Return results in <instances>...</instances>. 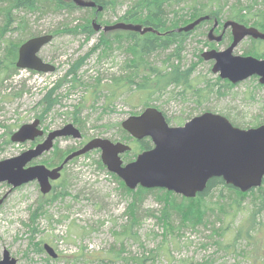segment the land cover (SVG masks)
<instances>
[{"label": "rangeland", "instance_id": "obj_1", "mask_svg": "<svg viewBox=\"0 0 264 264\" xmlns=\"http://www.w3.org/2000/svg\"><path fill=\"white\" fill-rule=\"evenodd\" d=\"M130 1L122 0L123 4L116 9L103 11L96 22L102 25L115 23ZM194 1L178 0L175 8L181 11L185 4ZM235 1L226 0L222 5L224 19ZM239 1L243 6L249 3V0ZM263 8L264 3L259 0L255 8L253 6V9ZM88 13L83 9L70 14L48 12L40 17L28 12L15 13L25 16V31L17 29L21 25L13 22L10 28L14 29L7 37L22 41L29 35L52 33L53 39L40 49L38 55L53 64L55 70L43 73L16 68L5 77L0 89V160L31 147L32 142H11L9 136L20 125L35 118L40 119L43 130L50 131L68 122L74 123L71 112L76 110L78 123L74 124L82 137L57 139L61 152L94 137L121 141L120 122L142 109L135 100L127 97V91L113 100L110 97L111 102L106 97L110 82L126 72L122 67L128 56L116 46L118 41L103 52V45H97L103 36L101 32L86 39L83 34L64 31L79 24L81 17ZM89 19L91 23L93 16ZM183 23L180 24H187ZM210 24L205 23L191 32L179 58L173 60L183 69L190 68L194 89L201 90L198 101L190 93L176 91L180 89L171 92L170 88L168 94L153 100L151 105L162 110L172 125L203 110L223 114L242 128L261 124L264 120V85L257 77L227 85L226 80L211 71L213 60L201 58L203 51L211 49L206 40ZM109 36L111 40L116 37L107 34L105 38ZM250 40L240 41L233 53L244 54L251 45ZM227 42L228 39L211 42V47L223 49ZM167 52L153 54L150 62L155 66L164 65L162 59ZM2 53L3 44L0 43L1 58ZM75 61H80L75 74H67ZM72 75L75 81H70ZM60 80L54 92L57 102L43 114L36 104ZM46 158L35 161L43 163ZM98 160L99 151L92 150L70 161L59 180L52 183L53 190L46 195L39 192L36 181L12 189L6 182H0V258L6 249L16 259V264H264V207L261 208L257 193L235 196L240 201L238 212L230 204L220 212L213 204L217 190L209 191L202 199L208 209L210 224L182 223L176 216H172L170 222L165 220L167 224L160 219L162 204L153 193L144 195L134 215L128 214L126 208L130 197L125 186L122 187L121 180L104 165L102 167ZM261 188L264 190V183ZM59 191L64 192L63 196L54 200V194ZM223 194L227 195V192L223 191ZM176 197L180 199V196ZM252 217L254 221L251 222ZM128 226L133 236L122 234ZM238 227L243 232L249 230L251 237H237ZM44 243L55 250L56 258L49 257L44 249L39 250Z\"/></svg>", "mask_w": 264, "mask_h": 264}, {"label": "water", "instance_id": "obj_2", "mask_svg": "<svg viewBox=\"0 0 264 264\" xmlns=\"http://www.w3.org/2000/svg\"><path fill=\"white\" fill-rule=\"evenodd\" d=\"M71 1L78 7L96 6L92 0ZM101 10L100 5L96 6V12ZM207 19L208 16H201L179 27L177 31H190ZM92 24L96 32L117 28L140 34L156 32L153 28L142 27L140 24L115 23L101 26L95 21H92ZM216 25L217 20L214 19L213 26L207 32V38L219 42L222 34H213ZM228 27L232 36L230 44L223 50L204 51L201 57L204 60H214L211 71L232 84L257 76L259 83L264 85V58L233 54L234 47L245 37L264 40V31L232 20L225 21L222 30ZM52 38V34L45 33L24 40L17 50L16 67L37 72L54 71L52 64L44 62L37 55L40 48ZM38 125V119L20 125L10 135V141H32L42 136L43 131ZM121 128L136 140L149 137L152 147L139 152L133 160L123 163L120 155L130 149L128 144L94 137L82 147L67 154L56 167L48 168L43 164L27 165L44 151H48L54 139L81 137L79 129L69 122L48 132L44 140L34 147L0 160V182H6L12 189L35 180L39 191L46 194L52 188L51 181L60 177L64 165L93 149L100 150L102 164L130 190L138 186L147 189L162 188L185 198H193L206 188L208 180L212 177H220L225 184L240 192L258 188L263 182L264 124L240 128L232 125L221 114L205 111L191 117L182 125L170 126L160 110L149 106L139 114L125 118L121 122ZM1 201L2 199L0 203ZM43 249L50 257L57 256L49 244L45 243ZM0 264H16V259L4 249Z\"/></svg>", "mask_w": 264, "mask_h": 264}, {"label": "trees", "instance_id": "obj_3", "mask_svg": "<svg viewBox=\"0 0 264 264\" xmlns=\"http://www.w3.org/2000/svg\"><path fill=\"white\" fill-rule=\"evenodd\" d=\"M92 1L96 6L100 5L102 7L100 12H96V6L93 8L77 7L71 0H0V43L3 44L2 58L0 57V89L5 77L12 72L14 73L16 70L15 60L17 58V47L23 41H13L10 37H7L9 31H13L14 29L10 28L13 22L21 25V27L17 29L25 31V16H18L15 14L16 12H23L25 14L28 12L37 14V16L40 17L48 12L60 13L63 11L70 14L78 9H83L84 11L89 12L88 15L82 16L79 24L66 28L64 31L80 33L83 34L86 39H89L96 33L90 23L89 16L92 15L93 18L99 20L103 11L116 9L123 4L122 0ZM257 1L258 0H249V3L243 6L240 4L239 0H236V3L231 5L226 11L225 19L242 23L244 25L249 24L257 28L259 31H264V8L253 9V6L255 8ZM259 1L264 3V0ZM177 2L178 0H131L122 14L119 15L117 21H115V23L140 24L142 27H151L156 32L149 31L144 34H139L122 29L110 30L107 32L100 31V35H103V38L100 37L97 45H103V52L118 41V43L121 44L117 43L116 46L123 49L128 56L122 67V70L125 69L126 72L123 70L124 73H121V77L112 80L109 89H107L108 94L106 97L110 102L116 95H121V93L127 91V97L131 100H135L138 105L144 108L151 105L153 100L160 99L170 88V91L172 89H180L176 91L190 93L194 95L196 101H198L197 99L200 97L201 90L194 89L190 68L183 69L176 65L173 60H177L181 50H184V45L189 34L207 23V21L201 22L187 32L177 31V28L183 26L180 24L181 22H184L183 24H185V22L187 23L201 16H208L210 22L214 19H217L218 21L221 19L224 20L221 9L223 8L222 5L226 4V0H195L194 3L185 4L180 9L181 11L185 10V13H182L179 9L175 8ZM99 23L102 24L101 22ZM107 34H114L116 37L113 40L110 39V36L106 39L105 37ZM250 41L251 45L246 49L244 54H249L258 58L264 57V41L259 39H251ZM208 44L209 47L212 46L211 43L208 42ZM165 50H168V52L162 59L164 65H153L150 62L151 56L159 51L165 52ZM79 65L80 61H75L67 74L74 75L76 72L75 69ZM73 75L71 76L73 79H70V81H75ZM61 81L62 80L55 84L53 88L48 89L37 102L36 107L40 108L43 114L48 112L53 104L57 102V97L54 96V92ZM225 84L228 85L229 83L225 82ZM207 87L210 91L209 86ZM94 88H96V86H94ZM92 92L95 93L94 90ZM76 113V110L71 112L72 121L74 123H78ZM261 122L264 123V120ZM232 123L239 126L237 123ZM120 140L132 145L130 152L123 155L125 161L132 159L129 157L130 155L134 156L142 149H148L152 146L148 138L136 141L123 130ZM73 149L64 150L62 153L59 152L60 154L56 151L52 159L49 160V164H54V161L57 159L61 160ZM98 162L103 167L101 161L98 160ZM121 185L124 187L122 183ZM124 189H126V192L130 197V202L126 208L128 214H131V216L134 215L136 208L142 201L144 195L147 193H153L156 200L162 204L160 219L164 220V223L167 224L169 223L165 220L170 222L172 216L178 217L182 223H190L194 225L210 224L207 216L208 209L206 203L203 202L202 199L209 191L217 190L216 199L213 204H215L220 212L227 204H230L231 208L238 212L240 201H237L235 196H243L245 194L239 192L234 187L225 184L220 177L210 178L207 182L206 188L195 198L191 199L182 197L177 199L174 193L161 188L147 189L137 187L135 190H130L124 187ZM223 191H226L227 195H224ZM249 192L257 193V200L261 203V208L264 207V190L259 187L252 189ZM63 194V191H59L54 194L53 199L56 200L61 198ZM198 200L200 201L198 202ZM204 204L205 206H203ZM252 221H254L253 217L251 218V222ZM132 225L133 223L130 226L132 227ZM242 230L241 227H238L237 237H251L249 230L246 229L244 232ZM171 231L172 230H170V232ZM122 234L133 236L129 226L127 228L124 227ZM39 250L43 251V248L41 247Z\"/></svg>", "mask_w": 264, "mask_h": 264}, {"label": "flooded vegetation", "instance_id": "obj_4", "mask_svg": "<svg viewBox=\"0 0 264 264\" xmlns=\"http://www.w3.org/2000/svg\"><path fill=\"white\" fill-rule=\"evenodd\" d=\"M92 20H94V18L92 19ZM96 20V19H95ZM223 22H224V20H220V21H217V25H216V27H214L215 28V30L217 29V33L216 34H222V40L223 41H225L226 39H228L229 40V36H230V30L229 29H225L224 31L222 30V28H223ZM91 25H92V22H91ZM199 25V24H198ZM93 26V25H92ZM210 26H208V28H209ZM223 31V32H222ZM45 33H47V32H45ZM43 34V33H42ZM228 37H227V36ZM20 45V44H19ZM19 47V46H18ZM18 47H17V50H18ZM40 51V50H39ZM16 60H17V58H16ZM16 60H15V62H16ZM16 67V66H15ZM17 68V67H16ZM18 69V68H17ZM41 127V126H40ZM44 131V133H43V135L42 136H40V137H37V138H35L33 141H32V144H31V147L32 146H35V145H37V144H39V143H41L43 140H44V138H45V135H46V133L48 132V131H45V130H43ZM65 138H68V137H63V139H65ZM59 139H62V138H59ZM57 140V139H56ZM56 140H54V142H53V144H52V147L48 150V151H44L41 155H40V157L42 158V157H44V156H47V158L44 160V161H42L47 167H49V168H53V167H56L57 165H59L60 163H61V161L63 160V158L61 159V160H55L54 161V164H52V165H50L49 164V160L50 159H52V157L54 156V153L56 152V151H59L58 150V147H57V142H56ZM84 144V143H83ZM83 144H81V146L83 145ZM81 146H77V148H80ZM60 152V151H59ZM62 152H64V150L63 151H61V153ZM60 154V153H59ZM38 158V159H41V158ZM50 158V159H49ZM35 163H40V162H35Z\"/></svg>", "mask_w": 264, "mask_h": 264}, {"label": "bare ground", "instance_id": "obj_5", "mask_svg": "<svg viewBox=\"0 0 264 264\" xmlns=\"http://www.w3.org/2000/svg\"><path fill=\"white\" fill-rule=\"evenodd\" d=\"M77 7H78V6H77ZM81 8H91V7H81ZM98 12H100V11H98ZM198 18H199V17H198ZM196 19H197V18H196ZM196 19H195V20H196ZM92 21H95V22H96L95 18H94V20H92ZM193 21H194V20H193ZM191 22H192V21H191ZM189 23H190V22H189ZM187 24H188V23H187ZM199 24H200V23H199ZM92 25H93V24H92ZM197 25H198V24H197ZM197 25H196V26H197ZM181 27H182V26H181ZM194 27H195V26H194ZM177 29H178V28H177ZM15 63H16V62H15ZM15 66H16V65H15ZM17 68H18V67H17ZM18 69H21V68H18ZM31 122H32V121H31ZM100 138H102V137H100ZM106 139H109V138H106ZM109 140H110V141H113V140H111V139H109ZM113 142H116V141H113ZM119 142H122V141H119ZM122 143L127 144L126 142H122ZM84 144H85V143H84ZM84 144H83V145H84ZM83 145H82V146H83ZM82 146H81V147H82ZM91 151H92V150H91ZM88 152H90V151H88ZM88 152H86V153H88ZM86 153H84L83 155H85ZM83 155H81V156H83Z\"/></svg>", "mask_w": 264, "mask_h": 264}]
</instances>
